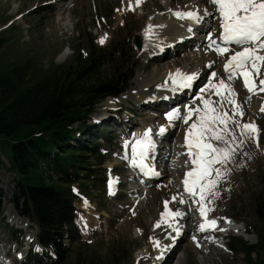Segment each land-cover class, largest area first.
I'll use <instances>...</instances> for the list:
<instances>
[{"label": "rangeland", "instance_id": "rangeland-1", "mask_svg": "<svg viewBox=\"0 0 264 264\" xmlns=\"http://www.w3.org/2000/svg\"><path fill=\"white\" fill-rule=\"evenodd\" d=\"M194 5L203 11L206 9L207 0H140L139 5L136 4V0H0V67L3 64L4 67L9 68L20 63L18 70L26 77L41 74L43 70L53 66L52 63L56 64L57 69L59 67L70 69L73 63H78V52L75 53V50H72L76 46L81 51L82 60L85 57L93 58L97 55L89 45V40L93 38L99 47H108L110 52L106 55L107 57L105 53L96 56L94 59L96 68H92L94 63L89 64L87 69L78 75L79 82L83 84L89 79L91 82H96L110 78L114 73V65L109 64V60L111 61V58L114 60L118 54L124 56L123 64H120L119 69L123 71L126 66L124 77L131 76L132 79L127 83V94L119 96L120 103L126 109L131 107L137 114L143 110L141 104L145 103L148 98L143 95L144 91L161 90L162 87H170L172 82L171 77L168 76L166 79H155L153 84L146 88L138 85V76L146 75L155 67L154 60L146 62L152 57L148 56V53L144 54L146 50H150V47L145 48L143 44L139 49L136 45V37L141 36L143 41L148 36V33H145V26H151L159 21H162V25L168 26L166 30L172 29L169 25L173 23L179 26L181 19L177 18L174 13L179 10L187 11L188 7ZM186 32L189 35L185 38L190 39L193 32ZM198 34L200 33L195 34L197 36L194 39H199ZM102 38L103 43L100 42ZM113 41H115L114 45L110 46ZM202 44L195 48L196 51L169 57L170 62H155L162 71H168L173 76H175V71L185 65L183 60L192 56L195 60L192 59L193 63L189 62L190 66L186 70L189 72L192 70L191 73H194L205 59L211 58L216 64H222L223 59L226 58L225 54L206 52L204 54L207 58L202 59V52L206 50ZM120 60L122 59L114 61ZM207 75L203 80L209 78L210 75ZM259 79H264V69ZM259 79L257 86L261 87L258 83ZM221 80L219 79L214 84L218 85ZM52 83L53 85H48L47 89L39 90V97L43 94L50 95L54 91L55 83ZM163 84L168 85L162 86ZM225 84L230 85L234 90L232 98L240 104L244 113L242 117L237 116L236 119L243 123L254 122L259 128L258 145L257 141L248 139L242 147L237 148L234 159L227 164L230 171L216 186L219 195L214 198L209 196L205 201L207 208L210 209L206 212V216H201L199 212V196L191 197L184 191V174L192 166L184 144L188 125L181 120L179 129L181 134L174 133L170 136L176 141L172 148L173 156L168 163V173H165L163 178L152 186H143L145 182L140 178L142 181L139 187L137 185L139 176L133 171L128 155L132 152L133 143L131 142H134L135 136H140V134L137 130L133 131L132 134L135 135L132 136L130 142V131L120 132L122 120L128 119L124 116L125 112L123 119L120 114H114L112 119L104 121L102 125L95 124L99 118L110 117L113 113L109 112L111 114L108 116L110 109H116V103H107L106 98L96 104L89 116L90 119L82 125L83 129L86 125L89 126L88 135H86L89 140L104 135L109 136L110 144L104 142L102 146L104 147L103 154H105L103 168L101 167V171L94 173L93 179L86 177L79 179L77 184L72 183L74 192L78 193L81 198L80 201H75V206H78L85 215H82L84 220H80L82 226L87 231L88 221H102L103 226L100 230L103 234L94 237L92 242H87L84 237L73 242L69 241L70 246L65 252V259L60 263L52 262L55 258L53 253L50 250H42L41 246H39L41 250L39 249L37 253L27 252L31 241H35L34 234L37 236V228L30 219L25 220L24 216L18 213L12 201L16 175L10 169L9 158L2 151L0 152L4 161L0 165V187L4 192L3 213L0 215V258L2 262H5L2 258L5 256L8 260L7 264H78L82 259H87L89 262L92 258H94V264H116L115 260L120 264H152L155 260L154 264H159L167 252L170 251L169 255L173 254L170 247L164 249L168 244L176 245L178 250L165 264H252L253 261H257L259 259L257 252L249 258L245 253L236 251L232 247L233 241L229 243V240L232 237H238L237 239L242 240L239 246L244 243L255 245L258 242L256 230L258 229L260 233L263 231L258 214L264 209V112H261V108L264 107V91L245 93L237 79H231ZM138 89L140 91L135 93ZM182 92L183 89L179 90L178 94ZM215 92V88L209 87L199 94V98L201 96L204 99L210 97L215 107L220 108L222 105L221 110L231 114L232 106L228 98L224 96L218 98ZM221 92L228 97L229 94L225 89L222 88ZM241 94L246 95V105ZM199 98L193 104L191 102L190 107L199 105L202 108L203 104ZM149 100L152 101V99ZM154 100L158 101L159 98ZM180 109L182 112L185 111L184 107ZM153 110L160 112L157 108ZM145 112V117H138L136 120L141 122L156 115L155 111L145 110ZM160 113L158 115H161ZM133 121L132 119L131 122ZM112 123H115V126ZM190 123L191 120L188 124ZM165 141L168 145L171 140L166 138ZM122 149L126 151L123 152ZM91 166L98 167L96 164ZM80 170L82 174L89 173L86 169ZM113 175H119L117 178L126 182L121 185V187L126 186L125 191H127L128 184L132 183L129 189L134 195L132 196L134 202H137L135 205L131 196V199L127 195L124 198L106 196L107 184L102 180L105 176L112 177ZM121 187H118L119 194L122 193ZM135 187L139 189L134 190ZM114 188L117 191L116 185L111 189ZM83 191L92 199L85 197ZM208 200H211V203H208ZM165 202H167L168 213H175L177 210L183 213L182 221L178 222L179 234H176L177 226L171 215L161 217V213L165 212ZM234 214L240 216L239 220H241L236 226L228 223ZM212 220L216 221L215 227L207 225V222ZM158 221L159 226H157ZM201 223H205L207 231L200 229ZM96 224L94 223V226ZM106 225L107 229H105ZM182 232L184 234L178 238ZM226 232L228 235L224 236L222 233ZM157 240L160 246L154 247V241ZM9 244H14V246H9ZM33 248L38 249L36 245ZM42 253H45L46 257L37 259ZM17 255L20 256L17 257ZM85 262L86 260L83 263Z\"/></svg>", "mask_w": 264, "mask_h": 264}, {"label": "trees", "instance_id": "trees-1", "mask_svg": "<svg viewBox=\"0 0 264 264\" xmlns=\"http://www.w3.org/2000/svg\"><path fill=\"white\" fill-rule=\"evenodd\" d=\"M96 43L93 38L89 40L96 56L102 53L108 55V47L101 48ZM72 50L78 52V63H73L71 70L60 67L57 69L56 64L52 63L53 66H49L41 74L26 77L18 70L20 63L9 68L3 64L0 67V152L3 151L9 158L10 169L17 177L15 206L21 215L29 217L37 224L41 243L57 252L58 263L65 259L64 224L70 221L75 209L68 177L82 167H87L86 170L90 171L93 156L97 163H102V158H97L96 148L85 145L72 148V138L78 133L73 125L77 121L84 124V120L102 98L119 95L127 82L124 77L126 66L123 71L119 69L124 56L118 54L114 60H122H109V64L114 65V73L110 78L96 82L89 79L82 84L78 75L89 64L94 63L96 56L82 60L77 46ZM92 66L96 68L95 63ZM52 82L55 83L54 91L50 95L43 94L39 97V90L47 89L48 85H53ZM3 162L0 153V165ZM54 173L57 174V179L54 178ZM75 174L81 175L82 170ZM2 195L0 188V214ZM258 216L264 226V209L259 211ZM256 231V245L244 243L239 246L242 240L234 239L232 247L249 258L256 251L259 259L252 264H264V227L262 233L258 229ZM69 233L74 240L76 235L73 230ZM94 262V258L89 262L82 259L78 264ZM115 263L120 264L116 260Z\"/></svg>", "mask_w": 264, "mask_h": 264}, {"label": "snow or ice", "instance_id": "snow-or-ice-1", "mask_svg": "<svg viewBox=\"0 0 264 264\" xmlns=\"http://www.w3.org/2000/svg\"><path fill=\"white\" fill-rule=\"evenodd\" d=\"M208 2L214 6L215 12L219 15L220 28L219 42L212 38L211 32L207 33L208 47L213 48L218 55H223L230 51V45L240 46V50L229 55L224 63L229 79L237 75L242 76L244 86L249 92L264 91V79H259L258 83L261 87L257 86L256 81V77L264 69V0H208ZM139 3L140 0H136V4L139 5ZM131 6L129 3V7ZM174 15L185 20L200 21L202 19L198 11H176ZM204 15L211 16L213 13L205 9ZM100 42H104L103 38ZM169 76L173 85L188 87L197 73L180 74V70H177L175 76L171 73ZM212 76L215 77L216 73L213 72ZM209 87L215 88V94L222 98L221 89L226 90L229 94L228 102L232 106L231 114L222 111V105L220 108L215 107L210 97L204 99L202 96L199 98L203 104L202 108L199 105L196 107L184 105L183 112L180 108H173L165 113L169 122L183 120L188 125L184 144L192 166L185 172L183 184L184 191L191 197L199 196L201 216H206V212L210 210L205 203L207 197L214 198L219 195L216 186L230 171L227 164L234 159L237 148L242 147L248 139L257 141L258 145L259 136V128L254 122L243 123L236 119L237 116L242 117L244 113L240 104L232 98L234 90L230 85L221 80L218 85H205L201 92ZM261 112H264V107L261 108ZM189 120H191L190 124H188ZM151 131L146 129L131 146V163L138 166L141 171L148 168L145 157L154 147ZM165 131V127L161 126L160 134ZM125 143L127 145V142ZM148 174L159 175L150 168ZM183 202L181 199V203ZM207 202L211 203V200ZM168 212L167 202H165V212L161 213V217H165ZM172 215L181 216L183 213L177 210ZM159 223L158 221L157 226ZM207 225L215 227L216 221H208ZM205 226V223H201L199 227L203 230ZM175 230L177 234L180 233L178 225ZM153 246L159 247L160 242L154 241Z\"/></svg>", "mask_w": 264, "mask_h": 264}, {"label": "bare ground", "instance_id": "bare-ground-1", "mask_svg": "<svg viewBox=\"0 0 264 264\" xmlns=\"http://www.w3.org/2000/svg\"><path fill=\"white\" fill-rule=\"evenodd\" d=\"M128 1H132V0H128ZM61 2V1H60ZM158 7V6H157ZM174 10V9H173ZM174 11H176V10H174ZM179 11H181V10H179ZM185 11V10H184ZM196 11V10H195ZM172 12V11H171ZM208 12L209 13H213V15H211V16H208V18L209 17H213L214 16V14H215V11H214V6L210 3V7L208 8ZM173 13V12H172ZM216 17H217V15H216ZM216 17H213V23H215L214 22V20H215V18ZM18 18V17H17ZM61 20V19H60ZM180 23H181V25H183V26H187V28H183L184 30H188L189 32L191 31V32H193V33H199L198 31H196V30H192V26H194L195 25V23H192V22H190V21H185V20H180ZM174 24V23H173ZM169 25L171 28H174V27H178V25ZM161 26H166V25H161ZM161 26H157V27H154L153 28V31H155V32H153V33H151V35H150V39H149V41L150 42H152L156 37H159V36H164L166 33V29H163ZM168 27V26H167ZM204 26H202V28H203ZM168 29V28H167ZM186 33V36H183V35H176V36H172V37H170V40H165V39H159L156 43H155V45L153 46V48L150 46V49H151V51L148 53V56H153L154 55V53L156 54L157 52L156 51H158L161 47H163L165 44H167V43H169V42H171V41H175V40H179V39H181L182 37H187L189 34L187 33V32H185ZM192 33V34H193ZM171 34V33H170ZM204 34V33H203ZM203 36V35H202ZM205 36H207L206 34H205ZM201 38V40H203V38L202 37H200ZM190 40V39H189ZM203 43H204V47H205V49L206 50H204V52H202V57L205 59V58H207V56H206V54H204V53H212V54H214L213 53V50L214 49H209V48H207L206 47V45H205V42L204 41H202ZM193 43H194V41H193ZM178 46V45H177ZM176 50V49H175ZM180 51H182L181 49H179V50H177L176 52H174V53H179ZM153 54V55H152ZM162 59H165V58H167V56H164V55H161L160 56ZM149 58V57H148ZM195 58V57H194ZM193 58V56L192 57H190V58H185V60H183V61H185V65H182V67L180 68V69H178V70H180V74H191V72H189V71H186V70H188L187 69V66L189 65V62L191 63L192 62V59H194ZM152 59V58H151ZM152 60H154L153 62H154V67L155 68H153V69H151V70H149L148 71V73L146 74V75H142V76H138V78H137V81L139 82V84L138 85H140L141 86V88H146V87H148V86H150V85H152L153 84V81L155 80V79H166L168 76H169V74H170V72H168V71H162L160 68H159V66H157L158 64H156V62H155V60L156 59H152ZM195 60V59H194ZM199 61V60H198ZM222 61V60H221ZM223 61H224V59H223ZM223 61H222V63H223ZM169 62H170V60H169ZM173 62V61H172ZM171 62V63H172ZM193 63V62H192ZM197 66V65H196ZM221 66H222V64H221ZM170 71H172L171 69H169ZM204 71V70H203ZM195 73V72H194ZM219 73H221V68L218 70V68H217V74H219ZM177 74V71H175V75ZM168 80V79H167ZM136 81V82H137ZM137 82V83H138ZM197 83V82H196ZM172 86V85H171ZM170 86V87H171ZM152 89V88H151ZM155 89H157V88H155ZM161 91L162 90H153V91H150V92H143L144 94V96L146 95V97H148L147 99L149 100V99H157V98H159L160 96H161ZM171 92V91H170ZM127 93H125V94H122V95H126ZM117 101H119V99H115V98H108L107 99V103H110V104H112V103H116ZM150 103H153L152 101L150 102ZM144 104V103H143ZM148 105H151V104H148ZM145 114H146V112H144ZM142 130L140 131V132H138L139 134H140V136L143 134V132L147 129L146 127H143V128H141ZM144 129V130H143ZM140 136H135L136 137V140L137 139H139L140 138ZM135 140V141H136ZM132 166H133V171L137 174V176H139V180H137V185L139 186V184H140V182L143 180L144 182H145V180H144V178L142 177V175H141V173L143 172V171H139L138 169H137V166H134L133 164H132ZM140 178L142 179V180H140ZM137 186V187H138ZM137 187H135L134 188V190H138L137 189ZM140 187V186H139ZM113 190H115V188L113 189ZM180 212V211H179ZM167 215V214H166ZM171 218H173V222L174 223H176L175 224V226L176 225H179L178 224V220L175 218V216L173 217L172 215H171ZM25 220H27V219H25ZM80 220H84V218L81 216L80 217ZM232 224V226H236V224L235 223H231ZM219 230V229H218ZM217 230V231H218ZM205 233V232H204ZM225 234H227V232L225 233ZM6 255V254H5ZM3 258V260L5 261V262H2V260H1V258H0V263L1 264H7L8 263V260L6 259V257L4 256V257H2Z\"/></svg>", "mask_w": 264, "mask_h": 264}, {"label": "water", "instance_id": "water-1", "mask_svg": "<svg viewBox=\"0 0 264 264\" xmlns=\"http://www.w3.org/2000/svg\"><path fill=\"white\" fill-rule=\"evenodd\" d=\"M136 45H137L138 48H140L141 45H142L141 40H140L139 37L136 39Z\"/></svg>", "mask_w": 264, "mask_h": 264}, {"label": "clouds", "instance_id": "clouds-1", "mask_svg": "<svg viewBox=\"0 0 264 264\" xmlns=\"http://www.w3.org/2000/svg\"><path fill=\"white\" fill-rule=\"evenodd\" d=\"M109 96V95H108ZM115 96H117V95H115ZM263 226V225H262ZM264 227V226H263ZM219 236V235H218ZM225 236H227V235H225ZM219 237H221V236H219ZM238 237H232L230 240H229V243H232V241L234 240V239H237ZM258 243V242H257ZM256 245V244H255ZM253 253V252H252Z\"/></svg>", "mask_w": 264, "mask_h": 264}]
</instances>
